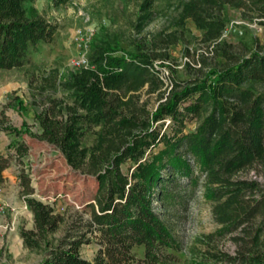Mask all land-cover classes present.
<instances>
[{"label": "trees", "instance_id": "16d2710c", "mask_svg": "<svg viewBox=\"0 0 264 264\" xmlns=\"http://www.w3.org/2000/svg\"><path fill=\"white\" fill-rule=\"evenodd\" d=\"M34 1L0 0V69L31 64L32 50L53 41L59 26L26 7ZM227 4L253 7L264 17V0H188L181 4L177 23L183 26L190 19L204 41L217 42L226 25L222 10ZM115 51L97 45L87 68L60 81L59 71L51 69L44 78L43 89L62 87L68 95L67 101L51 98L36 114L42 129L37 137L59 149L74 169L95 177L97 188L86 206L90 217L69 222L64 235L51 242L50 236L66 223L65 215L31 197L33 188L22 173L23 196L34 221L32 230L20 231L25 248H46L39 264H182L180 244L161 208L174 204L181 188L194 189L203 175L219 232L235 233L231 237L237 245L233 255L209 251L204 260L264 264V185L238 177L248 167L257 172L264 167V92L244 87L248 81L264 83V52L233 59L199 79L173 81L153 112L139 113L132 93L145 85H163L152 67L157 55ZM193 119L199 121L195 130L184 133V122ZM1 130L19 134L0 119ZM90 132L96 140L87 147L83 141ZM160 143L163 147L153 151ZM15 150L20 157L28 153L22 142ZM128 162L133 166L123 172ZM8 167L9 157L0 153V180ZM88 244L97 245L93 260L81 253Z\"/></svg>", "mask_w": 264, "mask_h": 264}, {"label": "rangeland", "instance_id": "374dc122", "mask_svg": "<svg viewBox=\"0 0 264 264\" xmlns=\"http://www.w3.org/2000/svg\"><path fill=\"white\" fill-rule=\"evenodd\" d=\"M186 1L68 0L57 6L53 0L26 3L27 8L37 9L59 27L51 43L32 50L31 64L0 69V119L4 126L19 132L0 131V153L9 157V167L0 180V226H3L0 264H39L45 255L44 246L34 251L25 248L20 235L22 228H34L33 214L28 206L25 209L22 173L33 188L31 197L51 204L57 213L65 215L66 223L50 236L51 242L64 235L69 222L80 215L90 217L86 206L94 201L97 179L74 169L59 149L37 137L42 129L36 114L50 104L51 98L67 101L68 93L62 87L42 88L51 69L59 71V81L68 78L80 68L75 65L76 60L86 58L90 64V53L97 45L113 47L117 55L126 56L139 50L152 51L157 55L152 67L163 85L160 88L145 85L132 93L136 109L141 113L153 112L165 100L173 81L199 79L215 68L231 65L233 59H241L253 51L264 52V17L255 8L225 5L222 16L226 25L218 41L212 43L204 41L202 31L192 20L186 19L183 26L177 23L181 4ZM169 40L175 42L167 43ZM155 45L160 48H152ZM244 87L256 93L264 92L263 82L248 81ZM198 123L196 119L186 120L184 133L193 132ZM161 130L164 131V125ZM165 130L171 134L170 129ZM95 140L96 135L90 132L83 144L90 147ZM17 142L27 146L25 156L20 157L15 150ZM162 147L160 143L153 151ZM132 166L128 162L121 169L128 172ZM258 168L261 171L248 167L238 177H250L264 185V167ZM198 179L194 189L181 188V197L161 208L180 244L178 254L182 264L201 261L208 264L204 258L209 257V251L221 250L233 255L237 248L231 237L235 233L219 232L221 225L214 220L212 202L205 197L203 175ZM96 250V244H88L81 253L93 260Z\"/></svg>", "mask_w": 264, "mask_h": 264}, {"label": "built area", "instance_id": "2783aa9c", "mask_svg": "<svg viewBox=\"0 0 264 264\" xmlns=\"http://www.w3.org/2000/svg\"><path fill=\"white\" fill-rule=\"evenodd\" d=\"M83 42H84V40H83ZM85 43H87V42H85ZM85 46L87 47L88 44H86ZM75 65L77 67H85V68H87L89 66V62H88V59H86V58H80V59L75 61ZM25 209H27V205L25 206ZM4 228H6V227H4ZM2 229H3V226H0V231H2Z\"/></svg>", "mask_w": 264, "mask_h": 264}]
</instances>
